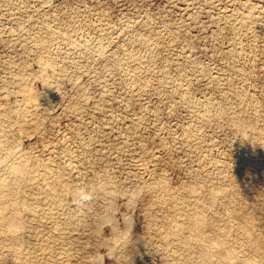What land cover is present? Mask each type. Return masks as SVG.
<instances>
[{
  "label": "rangeland",
  "instance_id": "rangeland-1",
  "mask_svg": "<svg viewBox=\"0 0 264 264\" xmlns=\"http://www.w3.org/2000/svg\"><path fill=\"white\" fill-rule=\"evenodd\" d=\"M0 178V264H264V0H0Z\"/></svg>",
  "mask_w": 264,
  "mask_h": 264
},
{
  "label": "bare ground",
  "instance_id": "bare-ground-1",
  "mask_svg": "<svg viewBox=\"0 0 264 264\" xmlns=\"http://www.w3.org/2000/svg\"><path fill=\"white\" fill-rule=\"evenodd\" d=\"M27 98H29V99L31 98L30 92H28ZM16 167L17 166H13L12 170H15ZM5 186H6V182H3V179L0 178V209H3V205H6L7 203H9L10 197L15 195V193H16V189H14L11 185H8V187L6 186V188H4ZM15 218L16 217L11 213H9L7 215H5V213H3L2 216L0 217V223H5V221L8 219H9L8 223H10ZM170 224L175 227L176 225H179V222L177 220H176V222L171 221ZM176 229H180V227L176 226ZM120 243L123 244L122 242H120Z\"/></svg>",
  "mask_w": 264,
  "mask_h": 264
}]
</instances>
